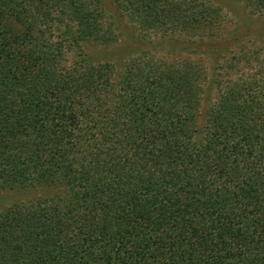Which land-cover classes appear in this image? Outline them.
<instances>
[{"label":"trees","instance_id":"16d2710c","mask_svg":"<svg viewBox=\"0 0 264 264\" xmlns=\"http://www.w3.org/2000/svg\"><path fill=\"white\" fill-rule=\"evenodd\" d=\"M112 2L156 30L208 8ZM104 19L100 0H0V189L38 193L0 210V264H264V93L216 75L204 100L202 63L94 64Z\"/></svg>","mask_w":264,"mask_h":264},{"label":"rangeland","instance_id":"374dc122","mask_svg":"<svg viewBox=\"0 0 264 264\" xmlns=\"http://www.w3.org/2000/svg\"><path fill=\"white\" fill-rule=\"evenodd\" d=\"M198 1L208 7L198 21V27H166L156 30L141 29L122 15L112 0H100L102 14L109 18L104 20L112 22L109 35L112 42L116 43L110 48H103L100 47V41H90L86 51L91 62H111L115 65L116 72L130 58L140 64L155 61L178 66L180 69L184 68L185 62L202 63L204 70L200 75L204 81L200 89L203 90L202 97L205 94L204 100L208 94H216L211 84L213 79L217 78L216 75H219L221 89H238L239 86L242 89L250 88L251 92L256 90L258 93H264V18L249 14L242 4L234 0ZM138 42H141V47L137 50ZM202 42H206V45L199 49L198 46ZM207 42L228 43L229 47L211 52L210 48H206ZM124 45L127 48L124 49ZM157 45L162 51L151 48ZM195 46L198 48L197 53H194ZM140 50H144L143 55L139 53ZM248 57L249 62H245ZM217 64H220L218 69ZM187 72L197 73L191 68H188ZM204 102L206 101H203L205 105ZM37 194L31 191L0 189V210Z\"/></svg>","mask_w":264,"mask_h":264}]
</instances>
